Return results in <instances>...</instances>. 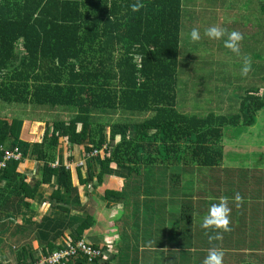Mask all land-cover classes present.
<instances>
[{"label":"trees","instance_id":"16d2710c","mask_svg":"<svg viewBox=\"0 0 264 264\" xmlns=\"http://www.w3.org/2000/svg\"><path fill=\"white\" fill-rule=\"evenodd\" d=\"M133 2L0 0V102L72 110H66L72 113L68 121L46 123L40 139L23 131L19 120L0 118V146L13 139L11 148L20 150L23 158L40 161L43 172L39 186L31 189L18 171L22 162L9 163L0 170L1 194L29 198L41 185H54V209L64 210L62 201L82 183L84 171L90 175L93 167L98 168L90 177L100 186L116 165L129 175L146 169L149 177H156L155 167H164L158 173H166L174 184L196 169L199 176L206 171L204 179L197 180L213 184L209 197L214 199L209 201L218 202L223 196V129L253 126L264 110V89L247 92L237 115L180 114L182 0H141L144 7L138 12L131 10ZM118 112L148 116L139 122L103 120V115ZM95 113L98 122L92 119ZM28 137L35 141L29 143ZM86 139L83 151L97 150L98 155L81 168H68L72 160L81 159L79 150ZM62 149L66 164L61 162ZM3 155L0 150V161ZM56 162L60 165L53 167ZM113 196L117 194L105 191L101 201L112 207ZM186 215L191 223L192 214ZM93 220L87 215L79 218L73 226L75 241ZM253 239L257 250L243 253L245 263L264 264V234ZM88 244L100 251V260L101 247ZM214 244L228 253L227 245ZM172 253L169 257L176 258ZM185 255L184 262L190 264L192 258ZM68 264L88 262L79 254Z\"/></svg>","mask_w":264,"mask_h":264},{"label":"crops","instance_id":"0c3cea01","mask_svg":"<svg viewBox=\"0 0 264 264\" xmlns=\"http://www.w3.org/2000/svg\"><path fill=\"white\" fill-rule=\"evenodd\" d=\"M227 2L220 0L222 6L230 4ZM201 5L202 1L182 0L181 37L190 29L185 22L186 17H193L194 12L201 11L198 9ZM241 11L246 13L243 8ZM249 146L244 156L254 158ZM78 162L72 160V168L84 166V161L81 166H77ZM242 164L232 167L223 163V196L238 192L243 197V203L237 208L234 196L228 197L231 231L224 233L221 240L212 242L208 240L211 231L200 226L206 205L203 207V203L197 200L200 193L195 192V181L199 186L204 181L177 178L174 184L166 173L162 176L158 173L164 168L160 166L155 167L158 171L156 177H149L146 169L139 174L129 175V172H123L113 165V175L104 178L100 186L95 177H90L96 172V167L91 169L90 175L84 171L82 183L65 197L67 200L62 201L64 210L54 209V185H41L37 191L29 194V198L9 197L0 193V205L4 206L0 208V264H28L75 242L77 234L73 226L85 215L94 220L85 227L80 239L99 245L103 251L102 258L93 264H186L183 260L185 253H191L190 264H202L199 258L204 256L205 259L208 250L216 245L214 243L228 246L223 264H234L233 261L246 264L243 253L257 250L250 239L256 242L253 237L264 234V161ZM18 171L25 175L26 184L31 189L38 187L43 178L42 164L34 157L23 158ZM105 191L117 194L112 197V207H107V203L101 201ZM24 204H29V207ZM186 209H190L188 212L192 214V222H188L184 228L187 215L183 214ZM176 219L181 221L178 220V226L175 225ZM171 224L175 232L168 228ZM171 252L176 253L174 261L169 260Z\"/></svg>","mask_w":264,"mask_h":264},{"label":"rangeland","instance_id":"374dc122","mask_svg":"<svg viewBox=\"0 0 264 264\" xmlns=\"http://www.w3.org/2000/svg\"><path fill=\"white\" fill-rule=\"evenodd\" d=\"M196 1H202V5L198 7V9L202 10L194 12L192 14L193 17H186L185 22L190 26L189 32L187 30L188 34L192 28L199 29L201 40L192 42L187 32L182 34L178 67L180 81L177 90V111L180 114L200 118H205L209 114L227 117L237 115L240 113L241 102L247 92L264 89V0H228L226 4L229 2L230 4L225 6H222L220 0ZM241 8L246 13L242 12ZM229 10L231 12L227 14ZM220 11L227 13L221 15ZM185 16L186 13L183 17ZM212 25L224 27L228 31L236 30L243 33L244 39L240 45L241 54L248 55L252 61V70L247 76L241 75V57L226 49L223 46V40H210L204 35L205 29ZM186 38L188 41H186ZM66 110L72 111L65 108L54 109L0 102V118L19 120L22 123L23 131L36 134L39 139L43 134L46 123L69 120L72 113ZM147 116L134 117L127 114L122 115L118 112V114L103 115V120L112 124L128 121L139 122ZM92 119L98 122V113L93 114ZM240 130L241 127L230 126L223 129L224 165L233 167L243 165L242 162L248 165V163L257 164L258 161H264V156L262 155V152L264 153V110L256 116L255 125ZM28 138H31V140H28L29 143L35 141L33 137ZM12 141L13 139H9L0 147V150L5 152L12 149ZM249 144L250 153H254V158L244 156L246 147ZM87 145L88 140L86 139L82 142L83 148L79 150L82 156L80 155L81 159L78 158V161L83 160L84 164L88 159L86 157L88 152L83 151V149ZM64 157L65 154L62 149L61 162H64ZM258 158L260 159L256 161ZM250 159L254 160L249 161ZM58 162L61 163L60 160ZM72 167L70 164V168ZM202 169L208 170L209 168ZM97 170L98 168H96ZM205 172L199 176L196 169L195 172L188 173L185 179H204ZM179 173L181 174V172ZM210 188L207 183H201L199 186L197 181H195V192L200 193L197 200L203 203V207L206 205L207 209L212 203L209 201ZM195 206L197 205L195 204ZM189 210L186 209L184 214H189ZM178 220L180 221V219H176V226H178ZM188 222L187 219H184V228L188 226ZM172 225L168 228L174 231ZM184 236L187 237L186 232H184ZM172 254L176 255L175 252ZM185 256L190 259L191 253ZM203 258L204 256H201L199 258L200 261H203ZM175 259L170 258L169 260L174 261ZM186 261H188L187 258Z\"/></svg>","mask_w":264,"mask_h":264},{"label":"clouds","instance_id":"9594fccd","mask_svg":"<svg viewBox=\"0 0 264 264\" xmlns=\"http://www.w3.org/2000/svg\"><path fill=\"white\" fill-rule=\"evenodd\" d=\"M143 7L144 4L141 2V0H134V2L130 5V8L133 12H138ZM188 35L192 42H198L201 40V35L198 28H192ZM204 35L210 40H223V46L226 49L231 51L236 56L241 57L242 76H247L251 72V58L246 54H241L240 45L244 39L243 33L236 30L228 31L224 27L212 25L205 29ZM213 199V197H209V200ZM233 201L236 207L239 208L243 203V197H241L239 193H236L233 197ZM122 207L123 206L121 205V208ZM230 215L231 208L229 207L228 197L222 196L218 199V202L210 204L207 213L202 218L200 225L201 228L210 230L213 233L208 235L209 242L221 240L224 233L231 231ZM206 234L208 233L206 232ZM223 257V250L213 247L208 250L207 256L203 260L202 264H223Z\"/></svg>","mask_w":264,"mask_h":264},{"label":"built area","instance_id":"2783aa9c","mask_svg":"<svg viewBox=\"0 0 264 264\" xmlns=\"http://www.w3.org/2000/svg\"><path fill=\"white\" fill-rule=\"evenodd\" d=\"M98 153L99 152L97 150L88 152L86 155V157L88 158L87 160L95 158ZM22 160L23 157L20 150L16 148L9 149L4 152L3 158L0 161V170L5 169L9 163L20 161L22 162ZM82 164L83 160L79 161L77 163V166H81ZM58 165V162L52 164L53 167H57ZM67 167L70 168V165H67ZM79 254L83 255L86 258L88 264H93L98 259L100 251L96 248H92L85 240L79 239L75 242L67 244L64 247L58 248L57 250H54L47 255H42L36 258V260L29 262L28 264H68L71 258L76 257Z\"/></svg>","mask_w":264,"mask_h":264}]
</instances>
